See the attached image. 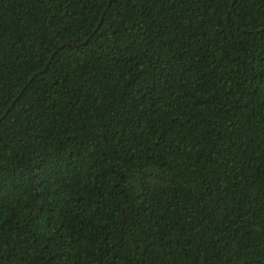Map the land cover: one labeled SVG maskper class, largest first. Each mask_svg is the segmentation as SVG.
I'll list each match as a JSON object with an SVG mask.
<instances>
[{
	"label": "trees",
	"instance_id": "obj_1",
	"mask_svg": "<svg viewBox=\"0 0 264 264\" xmlns=\"http://www.w3.org/2000/svg\"><path fill=\"white\" fill-rule=\"evenodd\" d=\"M0 264H264V0H0Z\"/></svg>",
	"mask_w": 264,
	"mask_h": 264
}]
</instances>
